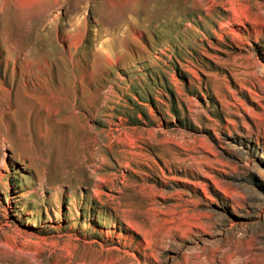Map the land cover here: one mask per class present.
<instances>
[{
  "label": "rangeland",
  "instance_id": "rangeland-1",
  "mask_svg": "<svg viewBox=\"0 0 264 264\" xmlns=\"http://www.w3.org/2000/svg\"><path fill=\"white\" fill-rule=\"evenodd\" d=\"M35 1L0 8V264H264V0Z\"/></svg>",
  "mask_w": 264,
  "mask_h": 264
},
{
  "label": "bare ground",
  "instance_id": "bare-ground-1",
  "mask_svg": "<svg viewBox=\"0 0 264 264\" xmlns=\"http://www.w3.org/2000/svg\"><path fill=\"white\" fill-rule=\"evenodd\" d=\"M63 1H66V0H36L35 2H34V4H32V5H30V6H32L31 8H34L35 10H37L38 11V13H36V14H34V15H38V16H40V15H42V16H49V19L50 18H52V19H59L60 18V16L62 15V13L58 10V6H60V2H63ZM81 1H83V0H81ZM4 2H3V0H0V8L2 9V7H3V4ZM18 4V3H17ZM22 4V3H21ZM63 4V3H62ZM65 4V3H64ZM128 5V2L126 1L125 2V6H127ZM53 9H54V12H53V14H50L52 11H53ZM85 12L86 11H82L81 13H79V15H78V17H80V18H78V19H84L85 18ZM30 14V13H29ZM34 15H32L31 17H34ZM76 24V26H74V27H72V28H70L69 29V31H68V36L69 37H71L72 38V43L73 42H75V40L77 39V34H78V28H79V23H75ZM75 27H77V28H75ZM103 40V39H102ZM101 40V41H102ZM59 41V40H58ZM100 42V41H99ZM97 43L96 44V46H97V48H95L96 50H98V49H101V47H102V42H100V43ZM21 51V50H20ZM30 55V54H29ZM29 55L28 54H25L24 55V57H23V59H22V63L24 64V75H26V76H28V80H32L33 79V77H30V75L31 74H33V73H35V71H33L34 69L30 66V64L32 63V61H34V60H32L31 58H29ZM50 55H51V53H47V56H49L50 57ZM53 55H54V53H53ZM31 56V55H30ZM32 57V56H31ZM46 57V56H45ZM5 59V58H4ZM47 59V58H46ZM52 59H54L55 60V57H53L52 56ZM58 61H59V59H58ZM15 64V63H14ZM56 67L57 68H59V63H57L56 64ZM62 68V67H61ZM64 69H66V68H64ZM71 71V70H70ZM67 72V71H66ZM65 73V72H64ZM36 74V73H35ZM22 76V78L21 79H19V82L17 83V85L19 86V88L21 89V90H26V85H27V78H25V76ZM39 75V74H38ZM70 75V74H69ZM13 78V77H12ZM64 78V77H63ZM61 79V78H60ZM59 79V80H60ZM65 79H67V78H65ZM64 80V79H63ZM67 80H69V79H67ZM12 81H13V83H12V86H17V85H15L16 83L14 82V80L12 79ZM48 81V79H46L44 82H47ZM35 82V81H34ZM66 83V82H65ZM29 84V83H28ZM33 84V83H32ZM64 84V83H63ZM1 85V84H0ZM30 85V84H29ZM28 85V86H29ZM34 85V84H33ZM61 85V84H60ZM71 86V85H70ZM32 87V86H31ZM62 87V86H61ZM28 88V87H27ZM59 88V87H58ZM29 89V88H28ZM32 89V88H31ZM65 89V88H64ZM18 90V89H17ZM34 90V89H33ZM109 90V89H108ZM10 92H12V91H10ZM94 145V144H93ZM2 249V248H1Z\"/></svg>",
  "mask_w": 264,
  "mask_h": 264
}]
</instances>
